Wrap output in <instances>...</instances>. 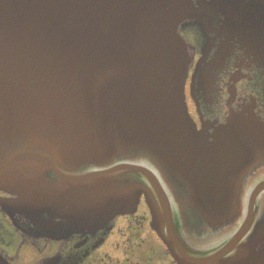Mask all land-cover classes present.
Wrapping results in <instances>:
<instances>
[{
	"label": "water",
	"instance_id": "1",
	"mask_svg": "<svg viewBox=\"0 0 264 264\" xmlns=\"http://www.w3.org/2000/svg\"><path fill=\"white\" fill-rule=\"evenodd\" d=\"M263 171L264 0H0V190L36 233L143 196L178 264H264Z\"/></svg>",
	"mask_w": 264,
	"mask_h": 264
},
{
	"label": "flooded vegetation",
	"instance_id": "2",
	"mask_svg": "<svg viewBox=\"0 0 264 264\" xmlns=\"http://www.w3.org/2000/svg\"><path fill=\"white\" fill-rule=\"evenodd\" d=\"M263 177H257L255 184ZM0 198L11 196L0 191ZM148 222L143 209L134 216L120 217L102 245L96 247L99 236L56 240L37 234L26 218L0 204V264H175Z\"/></svg>",
	"mask_w": 264,
	"mask_h": 264
},
{
	"label": "rangeland",
	"instance_id": "3",
	"mask_svg": "<svg viewBox=\"0 0 264 264\" xmlns=\"http://www.w3.org/2000/svg\"><path fill=\"white\" fill-rule=\"evenodd\" d=\"M186 95H187V102H188V107H189L190 113L193 115L194 118H196V115L194 112V105H193V103H192V101L188 95V83L186 84ZM142 207H143V205H140V209L138 210L139 212L144 208V207L143 208ZM115 239H118L117 236L114 238V241H115ZM103 249H104V247H103Z\"/></svg>",
	"mask_w": 264,
	"mask_h": 264
}]
</instances>
